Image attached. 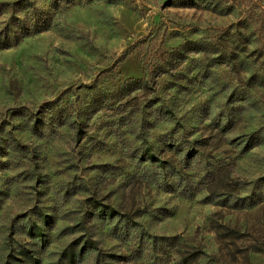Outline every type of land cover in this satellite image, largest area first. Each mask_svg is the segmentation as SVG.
I'll list each match as a JSON object with an SVG mask.
<instances>
[{
  "label": "rangeland",
  "instance_id": "rangeland-1",
  "mask_svg": "<svg viewBox=\"0 0 264 264\" xmlns=\"http://www.w3.org/2000/svg\"><path fill=\"white\" fill-rule=\"evenodd\" d=\"M246 4L81 1L0 48V264H57L79 235L95 247L74 264H264V202L203 198L219 167L214 190L264 174V26L238 23Z\"/></svg>",
  "mask_w": 264,
  "mask_h": 264
},
{
  "label": "trees",
  "instance_id": "trees-1",
  "mask_svg": "<svg viewBox=\"0 0 264 264\" xmlns=\"http://www.w3.org/2000/svg\"><path fill=\"white\" fill-rule=\"evenodd\" d=\"M81 1L88 2L91 0H47L48 6L46 8L38 5L36 0H0V48L14 46L24 37L48 29V27L54 23L53 18L56 14L69 4ZM255 8V2L247 0L244 15L238 20V23L246 26L248 20L255 17L257 27L262 30L264 20H258L259 15H256ZM165 72H167L166 69L164 70L159 67V74ZM229 97H231V95ZM56 101L57 98H51L50 100L41 103L37 111H40V109L47 107ZM17 116L27 118V113L18 112ZM65 119L66 114H64L63 117L61 116L59 119L61 122H59V124H64L66 122ZM76 129L78 130V128ZM262 135H260L257 130H254L245 140L244 146L250 148V146L260 143L263 140ZM184 141L185 139H170L168 144L172 150L179 152L181 151V146ZM186 142L189 144L190 142H197V140H186ZM192 149H194L192 146L186 148L183 152L184 155L191 156L194 152ZM141 159L151 162L158 160L159 158L154 152L150 153L145 151L141 155ZM220 169L221 168L219 167L216 175L217 177L211 176L209 178L207 177V180H205L207 185L205 187L206 194L203 198L207 199L215 197L221 204L226 205L229 203L233 208H248L257 203L264 202V174L251 180H244L234 176L233 179H231L230 191L227 192L226 184L223 182L218 185L220 188L214 190L211 188L212 183L208 181L210 178H213L214 181L220 180L221 175L218 176ZM209 175L210 173H207V176ZM243 189L244 191H241ZM196 191L197 188L192 189L185 187L183 192L184 194L187 193V195H192ZM90 200L93 207H98L104 215L114 216L119 213L117 208L106 202H100V200L96 198H90ZM228 200H230V202H228ZM80 239V235L75 237L59 251L60 253L57 259V264H74L76 262L75 254L80 253L84 248L95 247V241L90 236H87L83 241H80ZM201 254V250L196 248L191 251V255L194 259Z\"/></svg>",
  "mask_w": 264,
  "mask_h": 264
}]
</instances>
